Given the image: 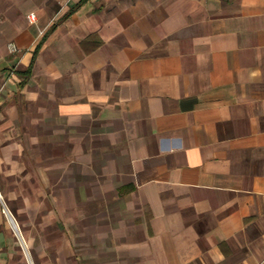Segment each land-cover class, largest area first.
<instances>
[{
    "label": "crops",
    "instance_id": "crops-1",
    "mask_svg": "<svg viewBox=\"0 0 264 264\" xmlns=\"http://www.w3.org/2000/svg\"><path fill=\"white\" fill-rule=\"evenodd\" d=\"M0 264H264V0H0Z\"/></svg>",
    "mask_w": 264,
    "mask_h": 264
},
{
    "label": "built area",
    "instance_id": "built-area-1",
    "mask_svg": "<svg viewBox=\"0 0 264 264\" xmlns=\"http://www.w3.org/2000/svg\"><path fill=\"white\" fill-rule=\"evenodd\" d=\"M29 19L32 21L33 19H34V14L33 15H30L29 16ZM9 51L11 52V53H15V52H17L18 51V48H17V46L15 45V44H13V43H11V44H9Z\"/></svg>",
    "mask_w": 264,
    "mask_h": 264
},
{
    "label": "bare ground",
    "instance_id": "bare-ground-1",
    "mask_svg": "<svg viewBox=\"0 0 264 264\" xmlns=\"http://www.w3.org/2000/svg\"><path fill=\"white\" fill-rule=\"evenodd\" d=\"M14 223V222H13ZM20 236V235H19Z\"/></svg>",
    "mask_w": 264,
    "mask_h": 264
}]
</instances>
